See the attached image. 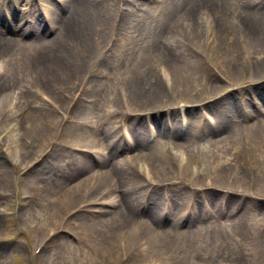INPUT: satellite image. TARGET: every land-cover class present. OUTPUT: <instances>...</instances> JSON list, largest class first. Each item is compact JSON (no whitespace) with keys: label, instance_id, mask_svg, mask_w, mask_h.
Instances as JSON below:
<instances>
[{"label":"bare ground","instance_id":"obj_1","mask_svg":"<svg viewBox=\"0 0 264 264\" xmlns=\"http://www.w3.org/2000/svg\"><path fill=\"white\" fill-rule=\"evenodd\" d=\"M230 1L182 0L181 8L178 9L180 11L175 15L171 14L172 21L168 22L162 30L160 28L149 45V47L158 49L160 61L157 65L164 80L169 77L166 65L172 66L176 80L191 81L199 73L196 63L185 61L181 57L179 44L174 39V31L177 28L189 29L193 35V42L188 46L194 49L202 37H205L204 40L206 39L208 43L212 41V35H221V32H228L229 29H235L245 40L246 38L257 42L264 40V0H248L250 5L245 10L238 11L236 16H232L231 24L228 26L221 18L225 10L230 9ZM58 2H63L64 7L59 12L55 11V17L48 16V24L43 27L37 23L31 24V19L27 18L26 12L21 13L18 10H12V15L10 14L8 19L10 23L9 25L6 23L7 26L2 24L3 20L0 17V57L9 56L16 47L32 50L34 54L28 60L26 68L30 73V82L37 83L42 88L38 95L43 101L41 104H31L33 96L29 89L25 91L22 102L14 101L6 93V88L1 83L3 78H0V117H4L3 120L10 123L4 124L7 159L22 165L27 174L31 176L33 184L37 181L42 182L46 187L42 197L49 198L51 206L59 212L68 214L60 227L46 232L48 238L45 244L43 240H40L42 243L39 245V254L36 257L42 255L48 243L59 244L61 240L85 239L88 236H93L97 240H110L112 248L108 249L112 255L114 253L117 255L122 250L125 251L133 242L137 244V242L150 240L160 243L158 244L160 248L167 252L168 245L175 242L176 237L179 240V236L185 234L179 230H183L184 226H191L206 215L199 210V205L193 200L188 203L185 210H176L171 216L169 215L171 206L167 197L162 195L161 198H155L154 192L158 189L161 190V194L177 192L175 187L178 185L182 186L181 189L184 188L185 192L195 194L207 188L220 187L222 184L217 183V176L212 175L213 171L216 172L218 168L212 166L207 172L202 169L198 170L197 160H191L184 155V152H179V149L182 150L180 145L186 146V142H179L186 141L180 134H168L167 138L176 141L171 147L168 143H165L166 146L160 145L159 141L151 146L140 139V141L134 140L131 133L123 132L119 128V123H121L119 120L120 134L117 135V127L113 121L118 112L116 107L110 113L104 112L102 115L104 119L109 120L104 134L100 136L96 133V128L101 125L99 115L102 107L113 101L116 103L125 96L124 92H119V99L115 96L111 97V85H104L97 77L100 73V65L106 61V51L103 52L101 48L111 33L108 31L102 47L99 38H94V35H96L97 24L101 23L105 26L108 24L110 3L108 0H58ZM27 3H30V0ZM118 6L121 11L114 14L116 20L119 24L124 17L125 22L129 21L130 18H126V15L130 10ZM201 6L210 7L212 11H215L216 18L215 16L209 18L206 14L198 15L196 10ZM40 21L44 22L42 19ZM111 29L114 31L115 28L111 27ZM101 31L104 33V27ZM45 32H49L46 37ZM163 37H166L164 45H167V49H159ZM185 62L189 63V66ZM153 65L154 62L144 52L128 69L132 88L126 92V99L133 96V98L142 100L143 104L156 101L162 103L152 107L145 105L146 108H133L134 111L158 109L167 105V102L163 104L168 90L166 84L164 83L165 90H161L159 78L151 80L147 77L149 73L147 71ZM3 66L0 60V72ZM252 68L253 70L248 73L250 78L263 76L254 75L257 72L261 73L264 62L255 63L252 60ZM236 70L234 68L232 72ZM240 75L242 77V70ZM215 81L217 85L226 83L223 78ZM216 84H212L214 90L220 87ZM262 85L264 84L259 86ZM216 93H219V90ZM56 101L63 105L60 108L56 107L53 104ZM212 104H218V101ZM251 105L248 111L236 110L239 118L237 121L230 118L233 115V106L228 101L227 103L221 102L216 107L221 109L219 111H208V115H204L205 111H201L202 115L199 114V116H203L205 121L198 128L206 134L203 136L205 143L215 146L216 143L222 142L225 151L229 152L237 140L238 136L235 135L241 127L248 125L246 127L251 128L252 118L264 112L262 102L251 103ZM106 111H110L108 107ZM17 125L23 131L22 139L13 137ZM229 125L231 128H226ZM151 128L152 132H155V128ZM135 132L137 136H141L142 127L139 126ZM157 135L161 136V132ZM260 137L264 139L263 132L260 133ZM259 146L263 147L262 141ZM132 150L134 152L127 160L118 156L122 151ZM173 150H175L174 154ZM238 151L240 155L241 151ZM80 155H85L88 160L78 158ZM255 155H253L254 160ZM20 156L25 157L27 162L22 163ZM258 156L260 157L259 164L262 165L261 151ZM225 163L230 164L223 159L222 164ZM175 169L180 172L186 170L188 175L192 174V176L190 179L183 180L179 174H176L175 180L171 178L173 175L171 172ZM220 170L219 172H222ZM6 173L11 174L12 170L10 172L6 170ZM84 173L85 175L79 176ZM260 175L263 181L259 183V188L255 193L264 196V167ZM237 178L235 176V179ZM181 181L184 184H180ZM69 183L71 184L68 185ZM150 187L152 189L147 194V198L142 201L145 193L141 194V190L144 189L146 192ZM226 194H229L228 191ZM141 204L142 207H140ZM262 209L263 207L259 209L261 211L259 218L264 219ZM139 211L145 214V218L135 215ZM203 211L208 214V224L222 225L224 222L234 221L231 219L229 210L227 218L217 216V212L215 213L212 209H203ZM163 220L164 222L170 221L165 229L161 228ZM239 221L238 217L236 223ZM219 230L220 227L213 233L214 253L205 252L204 257H217L220 256L221 251H224L225 246L222 244ZM36 243L39 244V241ZM205 244L207 243H200L198 250H203ZM208 244L211 247L214 245ZM261 245L264 248V237L261 238ZM234 260L240 261L237 257Z\"/></svg>","mask_w":264,"mask_h":264},{"label":"rangeland","instance_id":"obj_2","mask_svg":"<svg viewBox=\"0 0 264 264\" xmlns=\"http://www.w3.org/2000/svg\"><path fill=\"white\" fill-rule=\"evenodd\" d=\"M0 2H2V6H0L2 24L7 23L8 25L12 10H18L21 13L26 12L27 18L31 19V24L37 23L43 27L48 24V16L55 17V11L59 12L64 7V3H59L58 0H30V3H27L28 0H0ZM181 2L182 0H108L110 3L108 24L106 26L101 23L97 24L96 35H94V38H99L102 47L108 31L111 33L101 48L103 52L106 51V61L100 65V73L97 77L104 85H111V97L115 96L119 99V92H124L125 96L116 103L113 101L102 107L99 115L101 125L96 128V133L100 136L104 134L109 120L104 119L102 115L104 112L110 113L116 107L118 112L113 121L117 127V135L120 134L118 129L120 125L119 128L126 133H131L136 141L141 140L151 146L159 141L160 145L168 143L170 147L176 141L167 138L168 134L183 136L186 141L181 140L179 142H186V146L180 145L182 151L179 149V152H184V155L191 160H197L198 170L202 169V171L207 172L212 166L217 167V171H213L212 175L217 176V183L222 185L217 188L212 187L198 191L196 194L185 192V189H181L182 186L178 185L175 187L177 192L161 194V190L158 189L154 192V197L161 198L162 195L167 197L171 206L169 212L171 216L176 210H185L188 203L193 200L206 216L198 219L191 226H184L183 230H179L185 234L180 235L179 240L176 237V241L168 245L167 252L160 248L158 245L160 243H154L153 240H150L137 242V244L133 242L125 251L122 250L121 253L112 255L108 249L112 248L110 240H97L93 236H88L85 239L61 240L59 244L57 242V244L48 243L42 255L36 257L39 254V245L42 243L40 240H43L45 244V240L48 238L46 232L60 227L61 222L66 220L68 214L59 212L51 206L49 198L42 197L46 189L42 182L37 181L36 184H33L31 176L27 174L22 165L7 159L4 124L9 122L4 121V117L1 116L0 169L3 170L0 171V264H219L221 262L224 264H264V248L261 245V238L264 237V219L259 218L261 214L259 209L263 207L262 211L264 210V196L255 193L259 188V183L263 181L260 171L264 167V139L260 137V133L263 132L264 137V112L262 116L258 117V122L256 121V124L259 125L254 124L253 128L247 130L246 135L241 136V130L235 135L238 136L237 140L229 152L225 151L222 142L216 143L215 146L207 145L203 138L206 136L205 132L198 128L204 121L199 116L202 108L207 109L210 106L211 111H219L221 109L216 107L221 102L227 103L228 101L231 103L233 106L232 118L237 119L236 110H238L239 102L237 103L236 95L238 96L239 93L245 91L248 93L246 89L253 90L257 96L253 93L251 95L257 97L264 105V85L259 86L264 84V68H262L261 73L257 72L254 75L263 76L254 77L252 81L242 80L240 75L241 70L242 76L246 71L251 72L253 70L249 68L251 60L255 63L264 62V58L262 59L264 40L261 42L248 40V38L245 40L239 36L235 29H229L228 32H221V35H212L213 39L208 43H206V39L204 40L205 37H202L194 49L188 46L193 42V35L189 29L186 27L177 28L174 31V39L179 44L181 57L185 61L196 63L199 73L191 81L187 79L176 80L172 66L166 65L167 70H169V77L164 80L157 65L160 61L158 49L149 47V45L160 28L162 30L168 22L172 21L171 14L175 15L180 11L178 9L181 8ZM118 5L122 9L128 8L130 10L126 15V18H130L129 21L125 22L124 17L119 24V21L116 20L114 14L121 11ZM249 5L248 0H231L230 9L225 10L221 19L230 26V18L236 16L238 11L245 10ZM259 5L262 6V4ZM204 8L199 7L196 10L197 14H206L209 18L213 16L216 18L215 11H212L210 7ZM40 19L44 22L42 23ZM103 27L104 33L101 31ZM111 27L115 28L114 31ZM47 34L49 32L44 33L45 37ZM165 40L166 37L161 38L162 43L159 44V49H167V45H164L166 44ZM14 49L9 56L0 57L4 65L0 72V78H3L1 83L4 84L6 93L14 101L20 100L22 102L25 91L29 89L33 96L31 104H41L43 101L38 93L41 92L42 88L37 83L30 82V73L26 68L28 60L32 58L34 53L30 48L16 47ZM144 52L154 62V65L147 71L149 72L147 77L151 80H158L157 78H159L161 90H165L164 83L168 87L167 96L163 100L165 101L163 104L167 102V105L158 109H137L138 111H134L136 108L152 107L162 103L156 101L143 104L142 100L133 98V96L126 99V92L132 88L128 69L132 67L133 63H136V60ZM185 64L189 66V63L185 62ZM234 68L237 69L236 72H232ZM218 78H223L226 83L217 85L215 80ZM228 81L229 83H227ZM238 82H240L239 86L238 84L233 86ZM212 84L220 87L214 90ZM218 90L219 93H216ZM28 98L31 97L28 96ZM216 101L218 104H212ZM53 104L58 108L63 105L59 101ZM145 105L146 107H144ZM107 107L110 111H106ZM119 120L121 123L118 125ZM139 126L142 127L141 136H137L135 132ZM151 127L155 128V132H152ZM227 127L230 129L231 125ZM14 130L13 137L15 139L24 137L19 125ZM158 132H161V136L157 135ZM260 141H262L263 147L259 146ZM238 150L241 151L240 155ZM259 151L263 154L262 165L259 164ZM133 152L134 150L122 151L118 156L127 160ZM174 152L175 150L172 153L174 154ZM254 154H256L255 160ZM78 158L88 160L85 155H80ZM19 159L22 163L27 162L23 156H20ZM223 159L230 164H222ZM219 168L222 172H219ZM6 170L8 172L12 170V173L8 174ZM171 173L173 174H171V178L175 180L176 174H179L183 180L190 179L192 176V174L188 175L186 170L180 172L175 169ZM83 175L85 173L79 176ZM235 176L238 178L235 179ZM181 182L180 184H184L183 181ZM68 185L67 187H69ZM151 189L152 187L146 192L144 189L141 190V194L142 192L145 193L142 201L147 198L146 196ZM226 191L229 194H226ZM260 198L263 199L260 200ZM29 206L32 208L30 209ZM22 208L23 210H21ZM203 209H212L215 213L217 212V216H226V218L229 216L227 215L229 210L231 219L234 221L224 222L222 225L208 224V214ZM135 215L145 218V214L141 211ZM238 217L240 221L236 223ZM168 223H170L169 220L166 222L163 220L161 228L165 229ZM219 227L222 244L225 246L224 251L220 252V256L206 258L203 253H214L215 251L213 233ZM38 241L39 244L36 243ZM204 241L207 243L203 246L204 251L198 250V245L205 243ZM62 243L63 245H60ZM208 243L214 245L211 247ZM142 244L144 245L141 246ZM122 252H126L124 257H122ZM118 257L120 259L117 261ZM233 257H237L240 261L236 262Z\"/></svg>","mask_w":264,"mask_h":264}]
</instances>
